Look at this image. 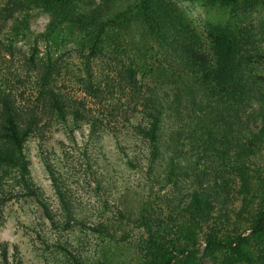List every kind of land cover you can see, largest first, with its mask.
<instances>
[{"label": "trees", "instance_id": "trees-1", "mask_svg": "<svg viewBox=\"0 0 264 264\" xmlns=\"http://www.w3.org/2000/svg\"><path fill=\"white\" fill-rule=\"evenodd\" d=\"M201 1L235 15L201 32L174 0H0V165L15 169L23 187L39 197L24 154L30 138L42 146L62 131L75 141L86 129L90 137L108 132L138 140L134 155L120 146L129 167L145 168L152 184L182 196L169 202L170 225L139 216L147 236L140 256L135 253L137 264H201L202 257L215 264H264V164L255 161L264 149V80L249 69L252 29L237 16L260 10L264 26V0ZM35 10L49 17L38 33L30 26ZM19 37L29 40L27 50L16 45ZM67 43L79 54L70 81L81 95L67 89L70 70L56 54ZM143 70L159 78L147 82ZM116 91L126 102L100 110ZM247 109L260 118L257 130L241 126ZM41 155L65 199L59 170L43 149ZM233 192L240 207L231 215ZM94 225L101 250L117 242L107 224ZM65 251L74 264H85Z\"/></svg>", "mask_w": 264, "mask_h": 264}, {"label": "rangeland", "instance_id": "rangeland-1", "mask_svg": "<svg viewBox=\"0 0 264 264\" xmlns=\"http://www.w3.org/2000/svg\"><path fill=\"white\" fill-rule=\"evenodd\" d=\"M174 1L186 20L201 32L212 23L231 21L232 15H235L229 8L206 6L201 0ZM237 16L243 19L241 26L252 29L247 48L255 56L249 69L264 80L263 14L258 10L243 16L238 12ZM48 22L47 14L37 10L32 12L30 26L34 32H42ZM7 36H10L9 32ZM20 37L15 43L25 51L29 40ZM56 54L63 57L70 70L64 76L68 81L67 89L81 95L76 91L77 85L70 81L77 73L80 61L76 45H61ZM140 75L147 82H152L153 76L159 78L158 72L153 75L149 70H143ZM117 91L113 92L112 97L109 96L100 110L126 102ZM259 119L247 109L241 123L243 130H257L261 126ZM72 139L65 132L55 131L42 146L34 137L27 141L24 154L28 161V178L39 197L29 194L15 169L0 165V264H74L65 249L78 255L85 264L89 258L94 259V264H137L135 253L140 256L142 242L147 236V228L139 216L145 214L154 221L161 219L171 224L169 202L181 198L182 193L152 184L149 181L152 176L145 173V168L129 167L120 146L134 155L139 148L138 140L124 133L118 138L108 132L90 137L86 129L77 131L75 141ZM42 149L63 178L65 199H61L52 186L42 160ZM86 153L90 156L89 160ZM255 161L264 164V149L258 153ZM94 180L100 183V188L96 187ZM239 207V197L233 192L228 203L230 214ZM67 208L78 219H70ZM95 222L107 224L108 232L117 242L109 243L101 250L100 235L94 231L97 227ZM197 237L201 256L205 233L200 232ZM177 242L180 248L183 247L181 241ZM182 256L178 254L179 258ZM201 264L215 263L202 257Z\"/></svg>", "mask_w": 264, "mask_h": 264}]
</instances>
